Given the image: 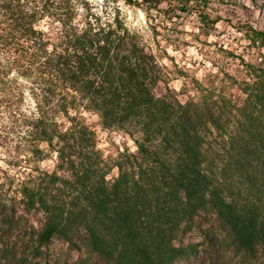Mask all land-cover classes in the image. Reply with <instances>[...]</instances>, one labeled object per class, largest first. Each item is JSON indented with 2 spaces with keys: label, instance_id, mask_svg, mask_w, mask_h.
Wrapping results in <instances>:
<instances>
[{
  "label": "trees",
  "instance_id": "1",
  "mask_svg": "<svg viewBox=\"0 0 264 264\" xmlns=\"http://www.w3.org/2000/svg\"><path fill=\"white\" fill-rule=\"evenodd\" d=\"M154 1L181 12L207 2ZM107 10L88 0H0V110L23 112L27 89L35 114L22 140L34 157L56 161L52 172L28 173L13 195L0 192L1 257L13 253L4 239L16 205L40 216L25 246L34 259L58 238L105 264H178L197 252L182 239L206 212L235 252L264 253V66L243 82L241 103L200 84L183 103L167 86L156 96L164 80L155 56L117 8ZM251 41L263 46L264 31ZM81 112L124 131L136 150L108 165ZM205 239L217 253V240Z\"/></svg>",
  "mask_w": 264,
  "mask_h": 264
},
{
  "label": "rangeland",
  "instance_id": "2",
  "mask_svg": "<svg viewBox=\"0 0 264 264\" xmlns=\"http://www.w3.org/2000/svg\"><path fill=\"white\" fill-rule=\"evenodd\" d=\"M88 1L98 10L117 8L121 20L142 36L147 52L155 56L162 71L164 82H159L153 89L156 96L164 93L167 86L183 103L198 96L196 86L200 84L241 103L245 97L240 89L243 82L250 81L252 68L264 66V45L251 41L254 31H264V0H207L201 3L202 7L188 12L172 10L166 2L158 4L154 0ZM202 14L210 21L207 25L201 19ZM98 98L105 99L103 94ZM17 105L23 112L0 110V192L8 196L13 195L28 173L34 174L35 169L52 172L56 163L51 154L43 160L34 157L22 140L27 131L25 122L35 114L30 112L33 102L27 89L22 103ZM81 115L94 130L96 146L108 165L119 152L136 150L132 138L124 131L102 128L96 113L81 112ZM116 176L117 169L112 168L107 179L110 181ZM15 217L16 225L4 239L13 253L7 259L0 255V264H105L97 255L82 247L72 248L58 238L42 247L38 259H34L25 246L29 241V230L31 226H37L40 216L26 214L16 205ZM206 235L219 243L217 253L215 249H209ZM182 244H198L199 248L194 256L178 264H200L201 261L212 264V260L213 264H264L261 249L254 256L235 252L227 230L211 212L200 214ZM204 249L207 256H204Z\"/></svg>",
  "mask_w": 264,
  "mask_h": 264
}]
</instances>
